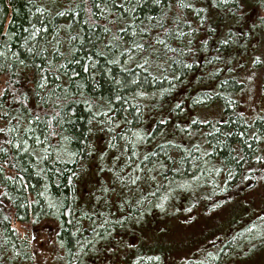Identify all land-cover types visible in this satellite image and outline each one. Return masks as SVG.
I'll return each mask as SVG.
<instances>
[{"label": "trees", "instance_id": "16d2710c", "mask_svg": "<svg viewBox=\"0 0 264 264\" xmlns=\"http://www.w3.org/2000/svg\"><path fill=\"white\" fill-rule=\"evenodd\" d=\"M0 75V264H32L13 222L53 227L56 264L112 246L129 264H264L248 200L264 191V104L242 113L252 78L264 98V0H0ZM212 104L220 117L197 114ZM101 123L155 188L94 226L75 215L74 179ZM145 214L166 231L145 235Z\"/></svg>", "mask_w": 264, "mask_h": 264}, {"label": "rangeland", "instance_id": "374dc122", "mask_svg": "<svg viewBox=\"0 0 264 264\" xmlns=\"http://www.w3.org/2000/svg\"><path fill=\"white\" fill-rule=\"evenodd\" d=\"M250 70L251 68L246 67V71ZM257 81L258 80L252 78L250 82H247L244 90L242 113L248 118H253L261 112L262 105L264 104V98H260L262 96L259 97L261 91L258 90ZM5 84L6 78L0 75V97L5 89ZM196 111L198 115L203 117L218 118L221 116V108L218 104H212L205 108H198ZM150 126L151 121L149 123V127ZM170 133L174 134V131ZM114 138L115 135L113 134L110 124L106 125L101 123L93 125L89 136V140L91 141L90 151L88 150V156L78 164L75 171L74 181L77 190L74 204L75 215L80 218L82 222H90L94 226H99L103 218L108 216H114V219L123 217V213H128L127 208L131 206L135 211L141 212V209L136 207V204L142 203L145 200V205L146 201L149 200L147 197L150 196L152 189L155 188L152 179L153 175L150 174L148 170L134 172V170L130 168L127 160L129 154L128 147H126L123 140ZM172 156L173 159H178L179 154L173 152ZM249 199L254 202L255 210H257L258 213L259 211L264 213L263 189L254 191L250 194L248 200ZM228 207L229 206H223L222 209L220 208L221 210L218 209L219 211H217H222L229 216L230 210L227 209ZM191 218H195V216L193 215ZM217 219L218 217L216 218L215 214L209 219L205 217L203 221L200 219V223L206 222L205 220L214 223ZM143 223L147 225L144 231L145 235H147L146 229H150L153 233L157 234L163 229L166 231L164 224L156 222L152 214H145L140 222V226H142ZM150 224L154 226L150 227ZM170 227L171 231L181 234V231L177 230V227L175 229L174 225ZM193 228H197V225ZM13 229L19 235L26 237V239L29 238L27 241L31 248L30 251L33 253L32 264H56L59 260H63L61 251L58 249L57 243L53 238V227L50 225H39L36 230V226L32 224H15V222H13ZM189 231H191V229ZM123 233L124 231L120 230L116 232L115 237L120 236L124 239L128 252L131 242L128 236ZM157 234L153 235V239L157 240L158 238L169 237L168 234L160 237ZM176 240H181V236L177 237ZM233 246L234 243L232 241L230 247L232 248ZM112 247H110V249L105 248L106 252H100L96 257L93 255L85 256V260H82V264H129L127 261H121L123 255L119 254V252L116 254V249ZM229 254L230 253L226 251L225 257L229 256ZM79 255L82 257V252H79L78 256ZM257 257L258 256H254L253 259ZM258 258L260 259V257ZM259 259L250 264H262ZM175 260L180 259L176 257ZM229 260V264H244L245 262L243 259H239V257H231ZM71 263H75V259H71Z\"/></svg>", "mask_w": 264, "mask_h": 264}, {"label": "snow or ice", "instance_id": "6c2138e0", "mask_svg": "<svg viewBox=\"0 0 264 264\" xmlns=\"http://www.w3.org/2000/svg\"><path fill=\"white\" fill-rule=\"evenodd\" d=\"M155 2H156V3H158V2H159V0H155Z\"/></svg>", "mask_w": 264, "mask_h": 264}]
</instances>
